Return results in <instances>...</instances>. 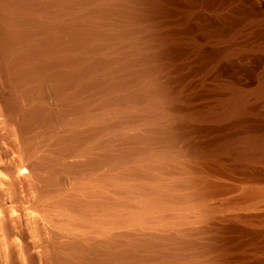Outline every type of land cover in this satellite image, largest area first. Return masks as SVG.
I'll list each match as a JSON object with an SVG mask.
<instances>
[{
    "label": "bare ground",
    "instance_id": "bare-ground-1",
    "mask_svg": "<svg viewBox=\"0 0 264 264\" xmlns=\"http://www.w3.org/2000/svg\"><path fill=\"white\" fill-rule=\"evenodd\" d=\"M117 1L0 0V264L214 263L217 185L161 134Z\"/></svg>",
    "mask_w": 264,
    "mask_h": 264
},
{
    "label": "rangeland",
    "instance_id": "rangeland-1",
    "mask_svg": "<svg viewBox=\"0 0 264 264\" xmlns=\"http://www.w3.org/2000/svg\"><path fill=\"white\" fill-rule=\"evenodd\" d=\"M125 1L119 25L139 29L130 72L151 77L169 103L161 134L218 188L200 244L213 264H264V0Z\"/></svg>",
    "mask_w": 264,
    "mask_h": 264
}]
</instances>
